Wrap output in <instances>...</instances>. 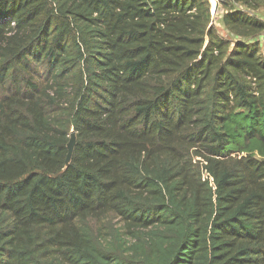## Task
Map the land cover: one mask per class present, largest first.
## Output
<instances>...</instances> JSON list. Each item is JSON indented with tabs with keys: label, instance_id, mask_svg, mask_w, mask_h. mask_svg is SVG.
I'll list each match as a JSON object with an SVG mask.
<instances>
[{
	"label": "trees",
	"instance_id": "trees-1",
	"mask_svg": "<svg viewBox=\"0 0 264 264\" xmlns=\"http://www.w3.org/2000/svg\"><path fill=\"white\" fill-rule=\"evenodd\" d=\"M262 4L0 0V264H264Z\"/></svg>",
	"mask_w": 264,
	"mask_h": 264
},
{
	"label": "water",
	"instance_id": "water-1",
	"mask_svg": "<svg viewBox=\"0 0 264 264\" xmlns=\"http://www.w3.org/2000/svg\"><path fill=\"white\" fill-rule=\"evenodd\" d=\"M215 8H217V7H215ZM215 10L216 9H214V11ZM75 144H76L75 133L73 131H71L70 134H69V140H68V142L66 144L67 153H66V158H65V167H64V169H66L69 166V164H70Z\"/></svg>",
	"mask_w": 264,
	"mask_h": 264
},
{
	"label": "rangeland",
	"instance_id": "rangeland-1",
	"mask_svg": "<svg viewBox=\"0 0 264 264\" xmlns=\"http://www.w3.org/2000/svg\"><path fill=\"white\" fill-rule=\"evenodd\" d=\"M224 1H227V0H224ZM223 1V2H224ZM222 2V3H223ZM221 5L219 6V7H217L218 8V12H220V10H221ZM217 8H215V9H217ZM257 12V15H258V17L259 18H262L263 20H264V4H262V6L256 11ZM215 11H213V19L215 20V23H216V26H219V21H218V14L216 15V17H215ZM221 34H223L224 35V33L222 32V31H219Z\"/></svg>",
	"mask_w": 264,
	"mask_h": 264
},
{
	"label": "built area",
	"instance_id": "built-area-1",
	"mask_svg": "<svg viewBox=\"0 0 264 264\" xmlns=\"http://www.w3.org/2000/svg\"><path fill=\"white\" fill-rule=\"evenodd\" d=\"M224 0H211L212 4L214 5V7H218V5L220 3H222ZM202 180L203 181H208L209 183H211V178L208 177V175L206 173L202 174Z\"/></svg>",
	"mask_w": 264,
	"mask_h": 264
}]
</instances>
